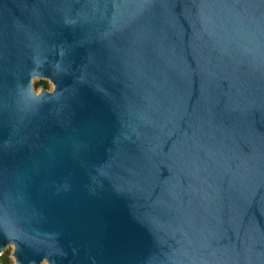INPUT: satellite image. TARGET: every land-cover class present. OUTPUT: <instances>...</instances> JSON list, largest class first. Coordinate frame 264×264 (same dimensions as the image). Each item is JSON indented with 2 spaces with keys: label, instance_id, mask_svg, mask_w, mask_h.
<instances>
[{
  "label": "water",
  "instance_id": "95a60500",
  "mask_svg": "<svg viewBox=\"0 0 264 264\" xmlns=\"http://www.w3.org/2000/svg\"><path fill=\"white\" fill-rule=\"evenodd\" d=\"M0 233L14 264H264V0H0Z\"/></svg>",
  "mask_w": 264,
  "mask_h": 264
},
{
  "label": "rangeland",
  "instance_id": "374dc122",
  "mask_svg": "<svg viewBox=\"0 0 264 264\" xmlns=\"http://www.w3.org/2000/svg\"><path fill=\"white\" fill-rule=\"evenodd\" d=\"M38 84H40V85H38ZM44 84L47 86L46 88L48 90L52 89L51 83H49L47 80H44V79L38 80L36 78H34V80H33V87H34L36 92H39L42 87H45ZM5 250H9L10 254L12 253V247H7ZM40 264H47V263L43 261Z\"/></svg>",
  "mask_w": 264,
  "mask_h": 264
},
{
  "label": "trees",
  "instance_id": "16d2710c",
  "mask_svg": "<svg viewBox=\"0 0 264 264\" xmlns=\"http://www.w3.org/2000/svg\"><path fill=\"white\" fill-rule=\"evenodd\" d=\"M38 85H40V84H38ZM45 87H47V86L45 85ZM0 264H14V262H13V260L11 258V254H10L9 250H5L0 255Z\"/></svg>",
  "mask_w": 264,
  "mask_h": 264
},
{
  "label": "snow or ice",
  "instance_id": "6c2138e0",
  "mask_svg": "<svg viewBox=\"0 0 264 264\" xmlns=\"http://www.w3.org/2000/svg\"><path fill=\"white\" fill-rule=\"evenodd\" d=\"M0 235H2V233H0Z\"/></svg>",
  "mask_w": 264,
  "mask_h": 264
}]
</instances>
